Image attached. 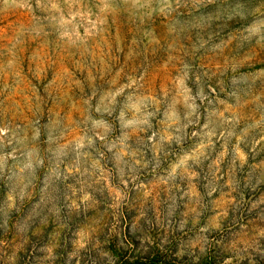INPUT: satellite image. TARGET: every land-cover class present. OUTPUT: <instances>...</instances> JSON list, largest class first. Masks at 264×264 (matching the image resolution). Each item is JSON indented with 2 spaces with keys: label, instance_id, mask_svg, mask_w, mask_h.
Segmentation results:
<instances>
[{
  "label": "rangeland",
  "instance_id": "obj_1",
  "mask_svg": "<svg viewBox=\"0 0 264 264\" xmlns=\"http://www.w3.org/2000/svg\"><path fill=\"white\" fill-rule=\"evenodd\" d=\"M0 264H264V0H0Z\"/></svg>",
  "mask_w": 264,
  "mask_h": 264
}]
</instances>
